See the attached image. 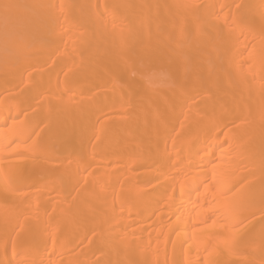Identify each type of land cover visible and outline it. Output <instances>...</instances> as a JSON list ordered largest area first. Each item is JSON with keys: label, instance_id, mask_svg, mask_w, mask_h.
<instances>
[{"label": "bare ground", "instance_id": "obj_1", "mask_svg": "<svg viewBox=\"0 0 264 264\" xmlns=\"http://www.w3.org/2000/svg\"><path fill=\"white\" fill-rule=\"evenodd\" d=\"M263 65L264 0H0V264H264Z\"/></svg>", "mask_w": 264, "mask_h": 264}, {"label": "rangeland", "instance_id": "obj_2", "mask_svg": "<svg viewBox=\"0 0 264 264\" xmlns=\"http://www.w3.org/2000/svg\"><path fill=\"white\" fill-rule=\"evenodd\" d=\"M233 11H234V8L232 7L231 8V14L233 13ZM252 45V43L250 42L249 44H247L246 45V49L247 48H249L250 46ZM245 49V50H246ZM244 51V50H243ZM240 56H239V54L236 56V59H238ZM48 61V60H47ZM243 65L244 66H248L249 65V62L248 61H245V62H243ZM134 74V71H130L129 72V75H133ZM250 74L251 75H253V76H261V77H264V65L263 66H261L260 68H257L255 71H250ZM106 83V81L105 82H103L102 84H101V86L102 85H104ZM45 91H46V88H44L43 89V93L40 95V96H38L36 99H35V101L36 102H38V101H40V99L43 97V96H46V94H45ZM61 104H63V103H61ZM67 104H69L70 105V103L68 102ZM63 106V105H62ZM66 107V109H68V105H65ZM56 107V105L54 106V107H52L53 109ZM71 111V110H70ZM56 114H61V116H65V115H67V113L65 112V113H56ZM108 117V115L106 114V115H104V116H102V118L101 119H105V118H107ZM91 121H93V120H91ZM37 129H43V128H40V127H37V128H35V130H37ZM46 129V128H45ZM30 138H28V140H29ZM28 140H25V142H23V143H21V144H17V146H18V148L19 147H23L24 145H25V143L28 141ZM15 143V142H14ZM90 144H92V141L90 142ZM13 145V144H12ZM12 145H11V147H12ZM93 147H94V145H93ZM35 148H38V147H35ZM15 158H17V157H15ZM150 183V181L149 182H147V184H149ZM74 194H72L71 195V197L73 196ZM23 206L24 207H26V206H31V204H27V202H25V203H23ZM20 207H22V206H20ZM251 218H247L245 221H244V223H246V222H248L249 220H250ZM44 251H46V249L44 250ZM66 255V254H65Z\"/></svg>", "mask_w": 264, "mask_h": 264}, {"label": "snow or ice", "instance_id": "obj_3", "mask_svg": "<svg viewBox=\"0 0 264 264\" xmlns=\"http://www.w3.org/2000/svg\"><path fill=\"white\" fill-rule=\"evenodd\" d=\"M7 7V6H6Z\"/></svg>", "mask_w": 264, "mask_h": 264}]
</instances>
